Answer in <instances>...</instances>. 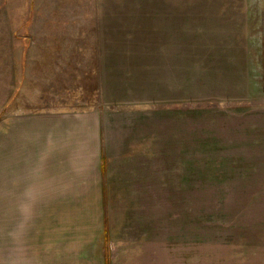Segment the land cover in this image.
Masks as SVG:
<instances>
[{"label": "rangeland", "instance_id": "rangeland-1", "mask_svg": "<svg viewBox=\"0 0 264 264\" xmlns=\"http://www.w3.org/2000/svg\"><path fill=\"white\" fill-rule=\"evenodd\" d=\"M79 210L264 264V0H0V264H70Z\"/></svg>", "mask_w": 264, "mask_h": 264}, {"label": "crops", "instance_id": "crops-1", "mask_svg": "<svg viewBox=\"0 0 264 264\" xmlns=\"http://www.w3.org/2000/svg\"><path fill=\"white\" fill-rule=\"evenodd\" d=\"M84 211H77L70 224L69 234L74 236L69 252L70 264H167L164 245L152 242L150 238L114 239L108 243L103 220L97 221ZM95 222L102 225L94 226ZM52 261L48 259L47 264Z\"/></svg>", "mask_w": 264, "mask_h": 264}]
</instances>
